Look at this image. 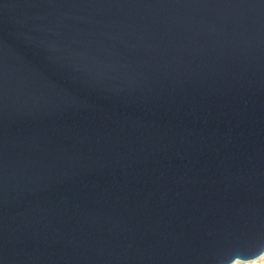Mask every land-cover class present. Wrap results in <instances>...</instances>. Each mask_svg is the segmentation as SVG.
Masks as SVG:
<instances>
[{
  "label": "water",
  "instance_id": "water-1",
  "mask_svg": "<svg viewBox=\"0 0 264 264\" xmlns=\"http://www.w3.org/2000/svg\"><path fill=\"white\" fill-rule=\"evenodd\" d=\"M264 254V0H0V264Z\"/></svg>",
  "mask_w": 264,
  "mask_h": 264
},
{
  "label": "rangeland",
  "instance_id": "rangeland-1",
  "mask_svg": "<svg viewBox=\"0 0 264 264\" xmlns=\"http://www.w3.org/2000/svg\"><path fill=\"white\" fill-rule=\"evenodd\" d=\"M256 260H258V261H256ZM236 262L237 263H235V262L234 263L235 264H264V254L261 257L255 259V260H252V261H248V262L236 261Z\"/></svg>",
  "mask_w": 264,
  "mask_h": 264
},
{
  "label": "bare ground",
  "instance_id": "bare-ground-1",
  "mask_svg": "<svg viewBox=\"0 0 264 264\" xmlns=\"http://www.w3.org/2000/svg\"><path fill=\"white\" fill-rule=\"evenodd\" d=\"M256 261H258V260H256ZM256 261H255V262H256ZM235 263H237V262H235ZM235 263H234V264H235Z\"/></svg>",
  "mask_w": 264,
  "mask_h": 264
}]
</instances>
